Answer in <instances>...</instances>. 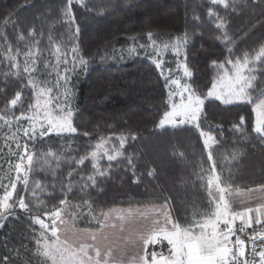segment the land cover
<instances>
[{
  "label": "trees",
  "instance_id": "16d2710c",
  "mask_svg": "<svg viewBox=\"0 0 264 264\" xmlns=\"http://www.w3.org/2000/svg\"><path fill=\"white\" fill-rule=\"evenodd\" d=\"M227 2L225 9L213 7L211 0H74L75 23L70 24L63 14L67 0H0V115L11 118L8 125L0 120V184L7 185L9 177H16L18 157L11 150L17 151L13 139L17 127L21 131L16 139L28 143L34 155L28 187L17 185L31 211L21 210L16 203L19 196L13 193L10 203L14 207L0 213V264L5 257L8 264H42L45 258L37 254L36 240L42 232L46 234L33 218L43 220L45 211L59 206L65 193L69 206L84 201L89 205L79 215L66 211L62 219L75 230L96 232L104 214L162 205L184 228L202 222L215 211L208 185L214 175L220 176L221 187L229 191L264 187V138L254 131L253 105L207 99L212 83L225 74L224 69L213 67L214 60L225 61L229 48L236 59L244 52L254 54L264 44V0ZM210 7L233 41L227 47L217 39L223 31L216 28L217 16H209ZM174 46L179 47V59H186L194 73L186 83L205 99L201 130L214 137L210 149L192 125L158 128L170 110L164 73L171 69L172 76L176 75ZM9 55L15 57L17 68L11 67ZM65 60L67 80L60 94L65 99L67 90L77 131L49 133L29 141L22 131L29 122L18 123L15 117L22 112L33 115L28 107L35 103L34 92L56 85L62 70L56 69V63ZM81 60L87 63L82 65ZM155 60L162 61L163 74ZM226 67L231 70L230 65ZM254 67L256 87L248 90L253 97L264 90V66ZM29 80L35 81V89ZM18 91L22 103L5 111L7 100ZM240 116L245 117L243 125H239ZM121 137L125 138L123 147ZM101 138L104 150L116 159L110 162L101 154L96 159L97 171L89 154ZM9 143L14 147L11 150ZM50 150L60 159L46 158ZM81 157L87 159L79 165Z\"/></svg>",
  "mask_w": 264,
  "mask_h": 264
},
{
  "label": "snow or ice",
  "instance_id": "6c2138e0",
  "mask_svg": "<svg viewBox=\"0 0 264 264\" xmlns=\"http://www.w3.org/2000/svg\"><path fill=\"white\" fill-rule=\"evenodd\" d=\"M77 3L80 0H76ZM237 0H234V3ZM74 0H67L66 10L64 11V16L68 17V23H75V18L73 15L72 5ZM211 5L223 6L227 9L228 2L227 0H211ZM213 7L209 8V16H217L219 22L216 24L218 31H223V36L218 37L217 39L223 40L225 46L232 44L233 41L227 36V29L222 20L218 15L213 11ZM10 21V17L5 19V25ZM78 30V29H77ZM30 36L33 33H29ZM148 37L152 40V33H148ZM20 39H23L21 35ZM154 43V41H153ZM175 54L177 56V73H183L184 78L189 80L193 77L194 73L188 67L187 60H180V51L178 46H174ZM11 51V50H9ZM59 52V48L56 49ZM76 49H73L75 53ZM186 55V54H185ZM233 49H228V58L225 61L217 62L213 61V67H219L225 70V74L221 79H228L227 91L223 87L219 88L217 82H213L211 87L208 89L207 96L215 98L223 104H233L237 102H244L253 105V112L257 114V127L254 128V131L259 135L264 137V90H260L258 94L253 97L249 93V89H255L257 77L253 75V72L256 70L254 65L259 64L264 66V44H262L258 50L253 52H244L242 57H237L232 59ZM28 57L32 56V53L27 54ZM8 59L12 60V68H17L18 65L15 63V57L11 55L8 56ZM36 61L33 60V64ZM67 61L65 60V64ZM86 61L81 60V64H86ZM156 68L161 70L163 74L162 61L155 60ZM227 65L231 66V70L227 69ZM25 72L28 71V68L25 67ZM35 71V69H34ZM67 70H65V75L60 76L57 73L58 83L59 80H67ZM165 86L169 88L170 97H179V103H176L173 100L170 105L171 111L164 113V118L159 121L158 127H163L165 123H172L173 126L177 125H192L199 131L200 136L203 138L204 147L210 149V142L214 141V137L201 130V115L203 112V106L205 104V99L202 95L198 94L189 83H182L181 79L172 78L171 69H169L168 76H165ZM170 85H175V90H172ZM29 86L33 89L37 87L35 81L29 80ZM52 88L41 87L38 93L34 92L35 103H30L28 107L29 112H34L33 115H25L23 112L21 116L15 117L16 121L19 123L22 120H27L28 126L22 129L23 136L29 140L35 142L38 138H42L49 133L56 131L57 133L67 131L75 133L77 129L72 124L73 113L70 110V106L67 101V90L65 91V99L61 102L58 98L56 100L57 107L59 111L64 113L63 116H60L59 119L51 118V114L48 113L45 109V106H50L53 102L52 98ZM6 95V93H5ZM47 95V100L44 101V104H41V99ZM22 103V92L18 91L15 96L6 102L5 111L7 108L15 107L16 105ZM41 110L43 111V117L41 118ZM0 120H3L6 125L11 123V118L0 115ZM245 123V117L240 116L239 125ZM235 125L234 127H239ZM21 129L17 127L16 133L13 134V139L16 140V149L17 151L12 153L18 157V162L15 163L14 168L16 171L15 179L9 177V183L7 185L0 184V187L3 188V195L0 196V213L5 210L12 209L14 207L13 203V193H17L19 196L18 206L21 210L31 211L28 204L25 201V197L19 195L17 185L23 184L25 188L29 184V172L32 171L34 163V155L29 148L28 143L21 144L19 139L16 137L19 136ZM37 132L39 137H37ZM85 135H88L85 133ZM135 139V137H133ZM121 147L124 146V137L120 138ZM104 138H101L100 142L96 145V150L92 151L89 155L93 161L92 167L94 170H97L96 159L99 153V150L104 148ZM104 155L107 156L108 160L111 162L116 159V155L109 154L107 150L104 151ZM118 155V153H117ZM47 157H52L59 160L58 156L53 151H49L45 154ZM87 157H81L77 163L82 165L85 163ZM208 160L212 161L213 156L211 151L208 153ZM25 161H27V167H25ZM215 173V165L211 169ZM104 173L100 171V175ZM150 176L153 175V172L148 173ZM73 173H69V176H72ZM88 180L95 185V179L92 176L88 177ZM215 182L216 188L219 192V199L216 200V209L212 213V216L205 219L203 222L195 221L193 226L184 228L174 221L171 216L165 217V223L170 224L171 228L165 227H155L148 233L142 235L140 240L143 243L145 249L144 255L134 257L129 264H257L256 257H259L258 264H264V249L257 251L255 246V241H253V247L251 249V259L246 256L245 252V241L236 236L234 242L231 238L235 235V232L238 230L243 232L244 227L236 229L234 227V222L239 218L246 227L251 226L250 219L245 221V213H230L229 204L225 199L226 189L221 187V178L218 175H214L209 178L208 185L211 188L212 184ZM36 187H40V183H36ZM54 187V186H53ZM71 191V187L68 186L67 189ZM209 195H212L210 192ZM89 202L84 201L82 205H76L74 207L69 206L67 200V194L65 193V198L59 200V206H54L51 210L45 211V216L51 220V235L53 237L57 234L56 221L61 219L63 214L66 211H72L76 215L81 214L82 208L88 206ZM90 212L92 211L89 207ZM247 212H251V209H247ZM107 217V214H104ZM257 223L261 221L257 219ZM33 223L39 224L42 230H47L49 225L44 222V220L39 217L33 218ZM99 223V221H98ZM221 224L223 228H221ZM100 227L103 228L105 225L100 223ZM210 229V231H209ZM260 239L264 242V233H259ZM95 236H92V239L95 240ZM41 240L44 242L41 243ZM167 242V253L164 251V242ZM37 243V254L44 257L42 264H48V261H51V264H112L108 259L110 253L102 255L99 248H95L92 245H80L78 249H73L67 242H61L57 237L56 240L49 242L44 233H41V237L36 240ZM231 245V246H230ZM155 246L160 247V251L152 250L148 252L149 248H154ZM94 252V255L91 254ZM4 264H8V257L4 258Z\"/></svg>",
  "mask_w": 264,
  "mask_h": 264
},
{
  "label": "rangeland",
  "instance_id": "374dc122",
  "mask_svg": "<svg viewBox=\"0 0 264 264\" xmlns=\"http://www.w3.org/2000/svg\"><path fill=\"white\" fill-rule=\"evenodd\" d=\"M67 61V60H66ZM57 62L56 65L58 68L56 69H62L60 70L61 76H64L65 68L68 66V63L65 64V61H62V64ZM59 65V66H58ZM64 67V68H63ZM168 72L164 73V76H168ZM172 78L175 79H181L182 83H186V79L183 77L182 71L177 73L176 75L172 76ZM58 81V77L56 79ZM228 79H221L218 84V90L219 88L223 87L225 91H227V84ZM63 86V79L59 80V83L56 82V85L53 86V91L51 93L53 102L50 106H45V109L48 113L51 114V118L53 119H59L60 116H63L64 113L59 111V108L57 107L56 100L57 98L63 102L64 98H62V95L60 94L61 88ZM61 87V88H60ZM172 90H175V85H170ZM207 99L217 100L212 97H208ZM47 100V95H45L41 99V104H44V101ZM173 100H175L176 103H179V97H170L169 95V105L172 104ZM219 101V100H217ZM221 102V101H219ZM41 110V118L43 117V111ZM171 111V107L170 110ZM34 114V112H33ZM255 119L257 121V114L255 113ZM164 118V117H163ZM254 128L258 125L256 124ZM178 126V125H177ZM174 127L172 123H165L163 127ZM67 131L59 132L53 131L51 133L60 134V133H66ZM257 133V132H256ZM258 134V133H257ZM14 146L15 143L11 142ZM9 143V149L14 148L12 144ZM211 145V142H210ZM104 148L99 150L98 156L101 154H104ZM15 148L11 150V152H15ZM97 156V157H98ZM212 198L213 200L219 199V192L216 188L215 182L212 184L211 188ZM225 199L227 200L228 204L230 205V202H233L231 198H227V194L225 193ZM215 209H216V202H215ZM170 212L166 205H162L159 207L154 208H143V209H129L125 211H117L114 213H110L107 215V217L104 218L103 224L105 227L101 228L96 232L91 231H79L71 228L62 218L56 221L57 226V234L55 237L51 235V220H49L46 216L44 217V222L49 225L47 230H44L46 239L51 242L53 240H56L57 237L61 242H67L68 245H70L73 249H78L80 245H92L95 248H99L102 255L106 253H110L111 255L108 256V259L112 262V264H129V262L137 256L144 255L145 249L143 247V243L140 240V237L149 231H151L153 228L159 226V227H165L170 229L171 225L165 223V217L169 216ZM171 216V215H170ZM172 218V217H171ZM204 221V220H203ZM202 221V222H203ZM238 222V221H237ZM264 227V222L252 226L251 228H245V225L242 223H236L235 228L239 229L241 227H244L245 230L243 232L236 231L235 235L231 238V240L234 242L236 236L241 237L245 242L249 241L248 236L254 232L256 229L260 227ZM221 228H223V225L221 224ZM210 231V229H209ZM92 236H95V240L92 239ZM44 242V241H43ZM42 242V243H43ZM231 246V245H230ZM264 242H261L259 245L260 250L264 249ZM167 242H164V251L167 253ZM152 250L160 251L159 246H155L154 248H149L148 252L150 253ZM94 255V252L91 253ZM259 260V257H258ZM48 264H51V261H48Z\"/></svg>",
  "mask_w": 264,
  "mask_h": 264
},
{
  "label": "crops",
  "instance_id": "0c3cea01",
  "mask_svg": "<svg viewBox=\"0 0 264 264\" xmlns=\"http://www.w3.org/2000/svg\"><path fill=\"white\" fill-rule=\"evenodd\" d=\"M255 113H254V125H255ZM264 138V137H263ZM227 198H231L233 202H230L229 212L230 213H245V221L250 219L251 226L245 228H251L262 222H264V187L253 189L251 191H229L226 190ZM215 200V199H214ZM216 202V200H215ZM247 209H251V212H247ZM257 219L261 222L257 223ZM242 223L239 218L234 222ZM244 225V224H243ZM264 248V247H263Z\"/></svg>",
  "mask_w": 264,
  "mask_h": 264
},
{
  "label": "built area",
  "instance_id": "2783aa9c",
  "mask_svg": "<svg viewBox=\"0 0 264 264\" xmlns=\"http://www.w3.org/2000/svg\"><path fill=\"white\" fill-rule=\"evenodd\" d=\"M259 233H264V227L263 226L256 229L254 232H252L248 236L249 241L245 242V252H246V256H248L249 259L252 258L251 257V249L253 247V241H255V246H256L257 251L260 250L259 245L262 241L260 239V236L258 235ZM256 260H257V264H258V257H256Z\"/></svg>",
  "mask_w": 264,
  "mask_h": 264
}]
</instances>
